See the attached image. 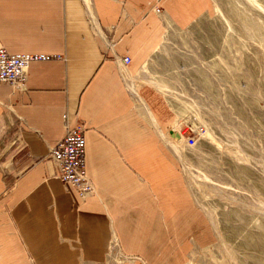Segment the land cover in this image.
<instances>
[{"label": "crops", "instance_id": "1", "mask_svg": "<svg viewBox=\"0 0 264 264\" xmlns=\"http://www.w3.org/2000/svg\"><path fill=\"white\" fill-rule=\"evenodd\" d=\"M154 6L0 0V45L55 57L32 62L21 85L0 82V264H188L217 242L160 133H172L177 114L141 75L169 31L209 18L215 1ZM78 118L95 184L85 198L49 158Z\"/></svg>", "mask_w": 264, "mask_h": 264}, {"label": "rangeland", "instance_id": "2", "mask_svg": "<svg viewBox=\"0 0 264 264\" xmlns=\"http://www.w3.org/2000/svg\"><path fill=\"white\" fill-rule=\"evenodd\" d=\"M214 1L212 16L169 31L141 75L177 114L160 133L217 234L188 264H264V0Z\"/></svg>", "mask_w": 264, "mask_h": 264}, {"label": "built area", "instance_id": "3", "mask_svg": "<svg viewBox=\"0 0 264 264\" xmlns=\"http://www.w3.org/2000/svg\"><path fill=\"white\" fill-rule=\"evenodd\" d=\"M165 0H155L154 10L161 13V3ZM91 19L92 16H91ZM109 47L114 49V44ZM55 57L49 54L11 53L4 45H0V82H8L21 85L26 81L29 65L35 61H48ZM123 65L129 64V56L118 58ZM65 121L68 119L64 114ZM203 128H197L199 134ZM86 126L78 118L73 126L68 127L66 135L51 149L49 158L58 166L57 177L64 184L72 185L82 197H87L95 192V184L87 170L86 158ZM185 135V133H183ZM189 145L196 144V136L190 135L186 138Z\"/></svg>", "mask_w": 264, "mask_h": 264}, {"label": "bare ground", "instance_id": "4", "mask_svg": "<svg viewBox=\"0 0 264 264\" xmlns=\"http://www.w3.org/2000/svg\"><path fill=\"white\" fill-rule=\"evenodd\" d=\"M130 80H132V79H130ZM129 86V85H128ZM132 89H133V86H132ZM172 143V142H171Z\"/></svg>", "mask_w": 264, "mask_h": 264}]
</instances>
